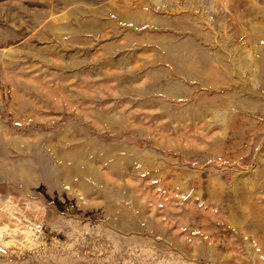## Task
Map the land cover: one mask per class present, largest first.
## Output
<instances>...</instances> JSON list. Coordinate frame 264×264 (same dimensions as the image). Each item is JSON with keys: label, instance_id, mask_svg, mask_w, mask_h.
Wrapping results in <instances>:
<instances>
[{"label": "rangeland", "instance_id": "rangeland-1", "mask_svg": "<svg viewBox=\"0 0 264 264\" xmlns=\"http://www.w3.org/2000/svg\"><path fill=\"white\" fill-rule=\"evenodd\" d=\"M0 264H264V0H0Z\"/></svg>", "mask_w": 264, "mask_h": 264}]
</instances>
